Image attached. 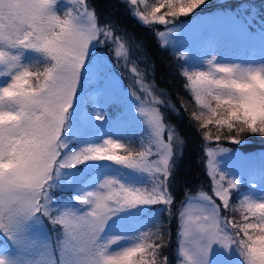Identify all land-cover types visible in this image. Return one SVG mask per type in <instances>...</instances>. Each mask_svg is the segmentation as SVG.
Wrapping results in <instances>:
<instances>
[{"label":"snow or ice","instance_id":"obj_1","mask_svg":"<svg viewBox=\"0 0 264 264\" xmlns=\"http://www.w3.org/2000/svg\"><path fill=\"white\" fill-rule=\"evenodd\" d=\"M122 4L173 52L190 120L216 142L202 147L211 191L176 207L186 139L154 65H132L139 91L113 78V56L127 78L126 32L90 0H0V264H264V153L241 172L226 159L249 157L221 143L264 141V0Z\"/></svg>","mask_w":264,"mask_h":264},{"label":"trees","instance_id":"obj_2","mask_svg":"<svg viewBox=\"0 0 264 264\" xmlns=\"http://www.w3.org/2000/svg\"><path fill=\"white\" fill-rule=\"evenodd\" d=\"M90 3L99 14L100 20L111 21L117 26L119 32L127 33L130 55L127 60L128 74L125 78V71L120 67H116V59L113 56L110 69L113 75L117 76L123 88L131 86L139 91V86L135 83V75L130 69L133 64L143 70L149 65H154L149 73L148 82L153 84L158 98H162L167 102V107L161 105L162 113H167L170 120L178 126L182 137L186 139V143L182 146L183 158L179 163L174 191L176 193L177 204L185 199L186 196L198 195V189L210 193V178L207 175L205 167L206 155L202 152L204 144H211L215 147V141H202L200 134L195 130V121H191V113L196 110L194 100L190 91H186L182 85L184 80L180 77L177 68V61L173 52L169 49H162L158 46L157 37L153 30L143 26L138 20L134 19L125 10L122 0H90ZM107 49H101L97 55L106 56ZM126 63L124 59L120 60L123 66ZM170 97V99H169ZM151 98H149L150 100ZM183 104V108L181 105ZM178 113L174 115V112ZM215 131V129H213ZM227 131L226 129L224 130ZM246 143L241 145L231 144L229 141H222V146L237 149L244 155L264 153V141L259 137L244 133ZM167 136V133H166ZM247 188V185L244 186ZM70 193L68 194V196ZM62 200H67L65 194L61 195ZM175 222L172 224L173 240L175 241ZM6 244L1 243L0 247ZM175 247V244L173 245Z\"/></svg>","mask_w":264,"mask_h":264},{"label":"rangeland","instance_id":"obj_3","mask_svg":"<svg viewBox=\"0 0 264 264\" xmlns=\"http://www.w3.org/2000/svg\"><path fill=\"white\" fill-rule=\"evenodd\" d=\"M182 44H183V46H185V47H188L189 49H190V51H191V54H192V60H190L189 61V63L190 64H196V61H197V57L199 56V48H198V46H197V44H196V42H195V38L194 37H192L190 34L188 35V36H186L185 37V39L182 41ZM242 59H245L244 57H242ZM113 78L116 80V82H117V84L120 86V88H121V91H125V90H130V89H133L131 86H129L128 88H123L122 87V84H121V82H120V80L118 79V77L117 76H115V75H113ZM0 82H2V81H0ZM166 133L167 132H165V138H166ZM137 143H138V139H137ZM237 150V149H236ZM237 152L238 153H240V154H242L241 152H239L238 150H237ZM262 153H258L257 155L256 154H247L246 156L247 157H249V160H248V162H247V165H241L239 162H233V161H231V160H227L226 159V163L227 164H232V166L234 167V169L235 170H237V171H241V172H243V171H245L246 170V167L247 166H254V167H259V157H260V155H261ZM205 167H206V172H207V157L205 158ZM210 178V177H209ZM210 181H211V178H210ZM63 194H65V197L67 196V199H68V192H65V193H63ZM62 194V195H63ZM193 197H198V195H196V196H193ZM198 206V204H197V200L196 199H193V201H192V207L193 208H195V207H197ZM47 234H49V233H47V232H45V233H43L42 235H47ZM1 243H3V244H6V242L5 241H2L1 240ZM8 251L9 252H12L13 250L11 249V248H8ZM214 259H217V258H219V259H224V260H227V259H235V254H233V257H231V258H228V257H225L224 256V253L223 252H220L219 253V256L217 257V256H215L214 255V257H213Z\"/></svg>","mask_w":264,"mask_h":264}]
</instances>
